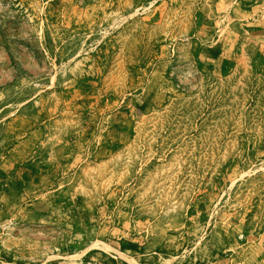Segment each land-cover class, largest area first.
I'll return each instance as SVG.
<instances>
[{"label":"rangeland","instance_id":"1","mask_svg":"<svg viewBox=\"0 0 264 264\" xmlns=\"http://www.w3.org/2000/svg\"><path fill=\"white\" fill-rule=\"evenodd\" d=\"M0 264H264V0H0Z\"/></svg>","mask_w":264,"mask_h":264}]
</instances>
